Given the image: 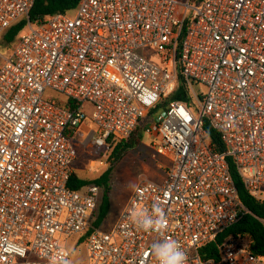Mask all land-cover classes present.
<instances>
[{
	"label": "built area",
	"instance_id": "2783aa9c",
	"mask_svg": "<svg viewBox=\"0 0 264 264\" xmlns=\"http://www.w3.org/2000/svg\"><path fill=\"white\" fill-rule=\"evenodd\" d=\"M35 2L0 0V40L28 20L0 62V264H157L151 247L166 239L187 264H264L243 235L201 254L250 213L231 163L264 201V0H81L73 16L30 21ZM181 77L188 100H170ZM148 116L165 176L141 175L114 228L96 227L102 187H69L75 138L89 122L109 158ZM154 204L166 228L144 232L134 213ZM80 247L85 260H72Z\"/></svg>",
	"mask_w": 264,
	"mask_h": 264
},
{
	"label": "trees",
	"instance_id": "16d2710c",
	"mask_svg": "<svg viewBox=\"0 0 264 264\" xmlns=\"http://www.w3.org/2000/svg\"><path fill=\"white\" fill-rule=\"evenodd\" d=\"M80 1L81 0H36L33 8L30 11L29 20L36 21L49 15L72 11L78 7ZM27 24V19H21L12 25L0 40L1 43L3 42V47L6 49L10 48L11 43L26 28ZM180 80V89L170 97V100H188L182 77ZM58 103L62 106L68 107L72 102L65 96L58 95ZM148 120L149 116L138 124L137 128L129 139L121 140L114 145L110 155L111 162L120 161L123 158V155L129 149L133 148L135 144L143 140L144 126ZM205 128L213 143L215 144L216 149L223 152L224 146L221 141L220 134L211 126L208 121L205 122ZM111 173L112 168H109L97 179L88 180L79 177L74 171L69 182V187L74 190H80L84 186L91 183L98 184L102 187V198L96 220L94 221V225L96 227L103 225L111 210V201L109 196ZM231 173L238 188L240 198L250 213L246 214L239 223L221 233L216 241L205 246L201 251L202 257L204 259L217 258L219 254V245L230 235H243L250 238L251 250L253 254L257 256H264V226L259 220L260 218L264 217V201L255 199L247 192L242 180L235 171L233 163H231Z\"/></svg>",
	"mask_w": 264,
	"mask_h": 264
},
{
	"label": "rangeland",
	"instance_id": "374dc122",
	"mask_svg": "<svg viewBox=\"0 0 264 264\" xmlns=\"http://www.w3.org/2000/svg\"><path fill=\"white\" fill-rule=\"evenodd\" d=\"M69 14L73 16L75 15V11L72 10ZM3 46V42H0V62L3 56H6L8 53V49ZM92 129V124L87 122L80 128L75 138L77 158L74 168L75 173L79 177L88 180L97 179L109 168H112L109 192L111 210L101 227L103 230H111L116 225L120 214L132 196L140 176L146 174L155 181H161L165 176L169 161L162 155H155V151L151 147L152 141L144 133L143 140L129 149L120 161L111 162L110 156L107 159L106 157H102L103 155L96 153V149L91 141ZM101 159H105V165H100ZM91 160L97 162L96 167L91 168L89 166ZM85 258L86 252L84 247L73 251L72 260L83 261Z\"/></svg>",
	"mask_w": 264,
	"mask_h": 264
},
{
	"label": "clouds",
	"instance_id": "9594fccd",
	"mask_svg": "<svg viewBox=\"0 0 264 264\" xmlns=\"http://www.w3.org/2000/svg\"><path fill=\"white\" fill-rule=\"evenodd\" d=\"M134 222L137 228L144 232L160 233L166 228L167 217L164 209L159 204H154L151 212L134 213ZM151 254L157 264H187L186 253L175 240L154 242Z\"/></svg>",
	"mask_w": 264,
	"mask_h": 264
},
{
	"label": "crops",
	"instance_id": "0c3cea01",
	"mask_svg": "<svg viewBox=\"0 0 264 264\" xmlns=\"http://www.w3.org/2000/svg\"><path fill=\"white\" fill-rule=\"evenodd\" d=\"M144 175H146V174H144ZM147 177H149L148 175H146ZM150 178V177H149ZM151 179V178H150ZM153 180V179H152ZM155 181V180H154ZM162 181V180H161ZM161 181H157V182H161Z\"/></svg>",
	"mask_w": 264,
	"mask_h": 264
}]
</instances>
